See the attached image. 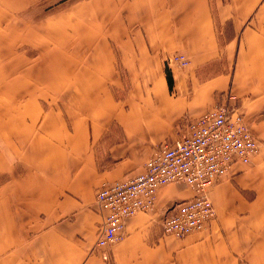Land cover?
Segmentation results:
<instances>
[{
    "label": "crops",
    "instance_id": "obj_1",
    "mask_svg": "<svg viewBox=\"0 0 264 264\" xmlns=\"http://www.w3.org/2000/svg\"><path fill=\"white\" fill-rule=\"evenodd\" d=\"M45 4L64 8L17 14ZM0 36L10 55L0 148L22 151L0 161L12 167L0 180V264H166L174 244L196 264H264V183L253 178L263 157L211 187L215 216L203 232L162 233L164 216L192 194L171 183L152 212L126 220L120 240L95 245L100 184L138 173L227 94L264 151V0H0ZM18 42L37 49L20 84ZM177 52L186 66L168 62Z\"/></svg>",
    "mask_w": 264,
    "mask_h": 264
},
{
    "label": "built area",
    "instance_id": "obj_2",
    "mask_svg": "<svg viewBox=\"0 0 264 264\" xmlns=\"http://www.w3.org/2000/svg\"><path fill=\"white\" fill-rule=\"evenodd\" d=\"M172 60L186 65L183 54ZM217 104L202 115L188 119L185 132L157 145L137 175L103 184L95 199L102 211L97 245L118 240L126 220L153 209L162 186L182 183L194 193L175 205L162 221L164 234L177 238L201 231L214 217L208 189L236 164H247L258 151L244 116L236 104Z\"/></svg>",
    "mask_w": 264,
    "mask_h": 264
},
{
    "label": "rangeland",
    "instance_id": "obj_3",
    "mask_svg": "<svg viewBox=\"0 0 264 264\" xmlns=\"http://www.w3.org/2000/svg\"><path fill=\"white\" fill-rule=\"evenodd\" d=\"M63 5H57V6H55V5H44V6H34V7H26V8H24V9H20L18 12H17V14H19L20 15V17L21 18H30V19H36V18H38V17H40V16H43V14H46V13H50V12H54V11H56V10H58V9H60V8H64V7H62ZM13 8H20V7H13ZM14 13H16V12H14ZM19 41V40H18ZM18 44L19 45H15L14 46V48L12 49V51H13V54H12V57H14V62H16V68H14L13 69V75H15L14 76V79H16V82H17V84H20V81H22V79L23 78H25V77H23L24 75L22 74V70H21V66H22V62L24 63V64H26V63H31L32 61H34V60H31V57L32 56H34L35 54V52H37V49L36 48H33V46L32 45H27L26 43L25 44H22V43H20V42H18ZM5 45H6V43H5V39H4V37L3 36H0V49H5ZM58 50H64V49H58ZM7 52L8 53H10V49H8L7 50ZM21 54H24V55H27L28 57H26L25 58V60H21ZM175 54H183V55H185L184 53H180V52H177V53H175ZM175 54H173L172 56H171V58L170 59H168V62L169 63H171L172 65H179L180 66V64H178V63H176L175 61H173L172 60V57L175 55ZM7 56H10V55H7V54H5L4 53V51L2 52V53H0V95L1 94H3V92H4V89H5V84H4V78L6 77V71H5V68H4V61H5V58L7 57ZM185 57H186V55H185ZM187 58V57H186ZM188 59V58H187ZM188 62H189V60H188ZM188 64V63H187ZM186 64V65H187ZM186 65H181V67L182 66H186ZM125 90H128V87L126 86L125 87ZM120 92V94H122L124 91H119ZM228 95V96H227ZM226 96H227V99H226V101H224V102H221V103H218V105L219 104H224V103H229L230 102V99H229V95H231V94H227ZM3 96L1 95L0 96V112H3V110H4V101H3V98H2ZM236 102V104H237V106H238V108L240 109V107H239V105H238V103H237V101H235ZM215 105H217V103L215 104ZM214 105V106H215ZM213 107V106H212ZM211 107V108H212ZM191 118H193V117H191ZM246 122V121H245ZM248 125V124H247ZM0 126H1V120H0ZM249 127V126H248ZM250 129V128H249ZM251 132V131H250ZM252 134V133H251ZM252 136L254 137V135L252 134ZM175 138H178V137H175ZM255 139H256V141H257V144H258V151H257V153L251 158V161L249 162V163H247V164H242L243 166H247V167H250L251 165H253L254 163L255 164H257L256 163V160L258 159V158H260V157H263L264 158V151H262V150H260V141L256 138V137H254ZM5 139H6V137H5V135H1L0 134V141H2V143H3V141H5ZM174 139V138H173ZM172 139H170V140H167V141H171ZM10 145V147L8 148V149H6L7 150V152L5 151V149L4 148H0V161L1 160H3V159H5L6 157H10L11 156V153H12V156L13 157H21V153H22V151H21V149L18 147V148H15V143H13L12 144V146H11V144H9ZM149 157V156H148ZM147 157V158H148ZM147 158L145 159V161H144V163H143V166H142V169L139 171V172H141L143 169H144V164H145V162H146V160H147ZM4 161V160H3ZM241 165V164H240ZM12 167H10V166H5L4 164H1L0 165V180H2L5 176H6V174H8V172H7V170L8 169H11ZM14 168V167H13ZM16 168V170H18V166H16L15 167ZM138 172V173H139ZM138 173H136V174H134V175H131V176H129L128 178H131V177H133V176H135V175H137ZM228 176V173L225 175V176H223L222 177V179H220L219 181H217V182H215L211 187H213L214 185H216L217 183H219L220 181H222L224 178H226ZM253 178H255L256 180H258V181H263V183H264V164H262L261 166H259L258 167V171L257 172H254L253 173ZM125 179H127V178H125ZM248 181L249 180H251L250 179V177H248V178H246ZM112 182H116V181H104V182H102L101 184H100V186L99 187H101L103 184H108V183H112ZM252 185V184H251ZM99 187H98V189H99ZM211 187L208 189V196H209V199H211L210 198V189H211ZM245 187V186H244ZM252 187V188H251ZM240 188V187H239ZM97 189V190H98ZM191 189V188H190ZM240 189H242V191H245L244 190V188H240ZM97 190H96V192H97ZM248 191H250V192H253L254 191V188H253V186H249V189H247ZM191 191H192V194L189 196V197H191L192 195H193V193H194V191L191 189ZM95 195H96V193H95ZM158 195V194H157ZM188 197V198H189ZM211 201V200H210ZM156 202H157V198H156ZM156 202H155V205H156ZM95 203H96V205L99 207V205H98V203L96 202V199H95ZM175 203L176 202H174L173 201V203L168 207V208H172L174 205H175ZM212 203V202H211ZM155 205H154V207H153V209L151 210V211H149V212H143V213H150V212H152L154 209H155ZM213 209H214V207H213ZM99 210H100V207H99ZM170 209H168V211H169ZM215 210V209H214ZM214 216H215V211H214ZM130 218V217H129ZM100 219H101V222H102V211L100 210ZM213 219H214V217H213ZM212 219V220H213ZM211 220V221H212ZM211 221H209L208 223H210ZM208 223L205 225V227L201 230V231H199V232H203L204 230H205V228L207 227V225H208ZM100 225H101V223H100ZM99 229H100V227H99ZM99 229H98V231H99ZM199 232H195V233H199ZM162 233H163V230H162ZM98 234H99V232H97V238H98ZM164 234V233H163ZM164 235H166V236H169L168 234H164ZM122 236H123V233H122ZM122 236L118 239V240H120L121 238H122ZM172 237V235L170 236V238ZM185 237V236H184ZM97 238H96V242H95V245L97 246V247H99V248H103V249H105L106 247H109V246H111L112 244H114V243H116L118 240H116L115 242H113L112 244H110V245H108V246H106V247H100V246H98L97 245ZM177 238V237H176ZM181 238H183V237H181ZM179 239V238H178ZM180 240V239H179ZM179 240H174V242L175 243H178V241ZM174 252H173V254H172V257L171 258H168L167 259V261H166V264H196V262L193 260V259H191L192 257L191 256H188V255H186V254H181L179 251H180V249H181V245L180 244H174ZM191 257V258H190Z\"/></svg>",
    "mask_w": 264,
    "mask_h": 264
},
{
    "label": "trees",
    "instance_id": "obj_4",
    "mask_svg": "<svg viewBox=\"0 0 264 264\" xmlns=\"http://www.w3.org/2000/svg\"><path fill=\"white\" fill-rule=\"evenodd\" d=\"M165 72H166V80H167V83H168V87H169V89H171L172 88V76H171V73L168 70V68H166Z\"/></svg>",
    "mask_w": 264,
    "mask_h": 264
}]
</instances>
